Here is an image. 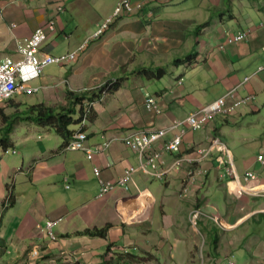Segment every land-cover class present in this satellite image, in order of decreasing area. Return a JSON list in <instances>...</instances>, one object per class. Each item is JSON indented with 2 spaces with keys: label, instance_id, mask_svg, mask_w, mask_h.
<instances>
[{
  "label": "crops",
  "instance_id": "crops-1",
  "mask_svg": "<svg viewBox=\"0 0 264 264\" xmlns=\"http://www.w3.org/2000/svg\"><path fill=\"white\" fill-rule=\"evenodd\" d=\"M11 2L0 0V60L10 56L20 58L17 40L30 37L37 27L47 26L52 19L57 20V30L49 33L42 52L61 55L78 50L113 14L118 0ZM251 2L239 0L238 5L243 10L239 15L235 13V19L216 22L214 18V23L199 31L197 26L200 23L192 22L187 28L188 19H184L183 23L176 21L191 11L208 17L209 11L199 10L204 5L209 8L232 6L235 10V0L149 3V8L154 10L153 18L146 15L124 17L100 40L90 43L75 61L64 67L56 66L49 72L46 69L42 84L48 87L44 90L43 104L46 106H65L68 91L85 97L87 94H81L80 90L99 89L111 78L120 79L121 87L105 98H102L100 90L89 93L96 104L90 118L93 128L86 129L89 135L87 145L96 147L111 142V147L92 161L84 151L63 150L59 135L56 136L60 140L56 138L55 143L48 142L51 139L49 128H44L48 138L42 144H29L28 135L23 138L18 136L19 129L9 132L11 143L1 141L0 197L6 196L0 200V208L10 210L5 216L6 225L0 228V246L18 248L19 261L16 264H44V261L49 264H139L141 259L134 257L129 248L148 247L146 240L150 235L154 238V242L149 243L150 248L161 251L166 264H197L194 252L201 255L204 264H221L224 261L242 264L246 256L249 262L256 260L254 252L245 248L247 235L241 230L245 227L248 233L253 221H257L259 216L264 217V204H253L254 197L236 201L238 199L230 195L226 186H233L231 178L223 177L225 170L216 164L207 166L209 176L200 188H196L188 198L182 196L184 171H174L166 179L157 180L140 170L138 154L124 144V139L134 132L167 128L175 121L184 120L193 111L245 82L248 77L252 78L240 88V94H252L264 100V5L255 4V10L250 8L246 11ZM62 7L65 9L60 11ZM250 12H258L257 19ZM241 30H250L251 38L246 42L227 44L229 36ZM221 44H225V51L220 49ZM186 48L189 51H182ZM172 52L174 56H180L174 58L173 63L178 71L182 68L184 75L178 73L166 85H163V79L159 80L158 91L150 94L144 87L146 77L142 71L164 67ZM127 62L133 70L127 68L124 70L127 75L121 74L122 66H128ZM260 68L262 71H259ZM132 80L134 87L128 89ZM181 80L183 84L178 85ZM65 81L67 84H64ZM151 96L160 100L165 110L163 115L156 116L147 111L146 99ZM112 99L116 100L115 103ZM261 103L263 101L257 99L230 118L217 117L203 131L189 132L184 138L183 150L199 148L212 136H219L226 143L225 128L235 125L245 114L262 112ZM2 108L5 106L0 107V113L7 117L6 110L2 111ZM171 137L169 135L166 140ZM8 148L17 150V153H6ZM263 150L264 141L257 155ZM168 156L165 160L170 164L174 158L169 160ZM257 165L254 160L244 170H240L237 164L236 167L242 173L252 171ZM95 167L101 168L106 181L118 180L129 167L139 169L133 175L129 191L117 187L111 193L100 195L102 187L94 173ZM263 173L264 168H261L257 174L261 177ZM261 180L264 184L262 177ZM219 186L223 192L220 203L223 207L228 205V209L225 208L227 214L221 220L223 238L218 240L220 244L216 247L219 251L214 255L206 249L203 252L199 250L198 239L192 238V232L198 217L200 224L207 229L218 226L207 216L217 217L208 209V204L209 195ZM9 194L13 201L5 209L1 202L7 200ZM195 207L203 209L196 210L192 215ZM217 218L216 221H219ZM156 219L159 220V227L154 231ZM50 220L59 221L55 227L59 235L56 242L51 241L45 232L46 223ZM103 228L108 229L106 239L80 233ZM255 242L260 245L257 239ZM235 246L237 250H246L244 255H238ZM213 247L211 244L210 249ZM36 248H39L40 255L34 258L31 254ZM104 248L105 255L98 252L104 251ZM263 252L264 249L260 248L259 254L263 255ZM30 255V263L22 260Z\"/></svg>",
  "mask_w": 264,
  "mask_h": 264
},
{
  "label": "built area",
  "instance_id": "built-area-1",
  "mask_svg": "<svg viewBox=\"0 0 264 264\" xmlns=\"http://www.w3.org/2000/svg\"><path fill=\"white\" fill-rule=\"evenodd\" d=\"M132 10L133 6L131 0H122L116 10L115 16L121 15L123 11ZM112 21L113 18L108 19L93 38H98L103 31L108 28ZM56 25V21L51 20L48 27L37 28L31 37L19 40L17 45L18 51L22 55L20 59L6 57L0 60V104L13 98L17 94L37 93L39 88L35 87L33 82L42 76L47 67L51 65H67L76 59L78 51L85 48L84 45L79 50L60 56H54L49 53L39 55L40 49L48 38V33L50 31H55ZM249 37L250 30H241L229 36L227 41L229 44H236L247 41ZM221 48L224 49V46H221ZM116 82V80L110 82L106 89L109 90ZM107 90L104 91V96L107 95ZM225 105L226 98H222L212 104L210 108L203 109L190 115L185 122L176 121L167 128L130 134L124 139V144L138 154L140 170L145 174L158 179H164L166 175H171L174 171H178V173L182 171L186 172L185 180L187 182L183 192L185 195H188L190 192H193L197 184L203 181L207 171L203 168L200 169L201 167H199V165L210 156L212 151L219 144V140H214L211 147L209 146L208 148L186 154L182 151L184 136L187 134L188 130L187 127H184V124H187L193 131L201 130L214 117L215 113L223 111ZM146 108L149 113H153L157 116L163 115L164 112L162 106L155 97H150L146 100ZM90 110L91 109L88 108L87 112L84 114L83 125H85L88 120ZM168 135H172L171 139L159 146V143ZM87 139L88 135L80 131L73 137L67 150H84L88 158L93 160L96 154L103 153L111 147V142H106L96 147H89L86 145ZM222 151L224 153L228 152L226 148H223ZM166 153L181 155V157L174 159L168 164L164 159ZM259 160L264 163V156H260ZM219 161L221 164L224 163L223 159H219ZM228 162L232 164L231 159H229ZM138 169L139 167H129L116 182H112L103 180L101 178L100 168H95L96 175L100 177V184L102 187L101 194H107L116 187H122L127 191L130 190L133 175ZM228 171L230 174L231 172L235 174L233 167L232 169H228ZM254 178L252 174H248L247 180H253ZM194 213L195 212H193L192 215ZM202 216L204 217L205 214H202ZM207 217L209 219L212 218L209 215ZM56 224V221H49L47 224V230L52 240L57 239L54 233ZM224 264L234 263L225 262Z\"/></svg>",
  "mask_w": 264,
  "mask_h": 264
},
{
  "label": "rangeland",
  "instance_id": "rangeland-1",
  "mask_svg": "<svg viewBox=\"0 0 264 264\" xmlns=\"http://www.w3.org/2000/svg\"><path fill=\"white\" fill-rule=\"evenodd\" d=\"M251 1H252L251 5L249 8H246V11H250V8L254 9L253 5L255 4H257V6L264 5V0H251ZM238 2L239 0H235V3L237 4V9H236L237 15H239L241 11L243 10V9L241 10V8L239 7ZM208 9L209 7L204 5L199 10L205 11V13H208L209 11L210 16L217 15V12H218L217 8H211V10H208ZM250 13H252L251 16H254V18L257 19L258 12H250ZM184 19H188V21L186 22L187 28L191 27L189 25L192 22H195V23H209L210 22L209 16L207 17L206 15L202 13H198L197 11H191V13L188 15H181L180 19L177 20L176 22L183 23ZM189 48L182 49V51H189ZM178 53L180 54V52ZM177 57H180V56H174V53L172 52V56L167 58V62H164L163 64L164 67H162V69L166 70L167 75L163 78V82H162L163 85L168 84L169 81L178 73L182 72V75H184L182 68L180 69V71H178L177 68H175V65L173 63V59ZM122 67H124V65ZM56 68H57L56 66L49 67L47 72H49V69H56ZM127 68L129 71L133 70L131 69L132 67L130 63H128ZM135 69H139V68H135ZM154 70H156V68ZM45 73L46 71L44 72V74ZM120 73L127 75V72L125 73L123 68L121 69ZM44 74L41 79L35 82L34 84L35 86H42V84H44V79H43ZM190 77L191 76H189V78ZM144 79H145L143 80L144 87L146 88L147 91H149L150 94H154L156 91H158L159 87L157 83L159 82V80L153 79V80L147 81L146 78ZM194 79H195V76H194ZM129 85L130 87L128 89H131L134 87L133 80L128 84V86ZM98 90L99 89H94L88 92L89 93H93L95 91L99 92ZM85 97H86V102H90L91 101L90 99L93 98V96L89 94H87ZM115 98H118V96H116ZM258 99H259V102L263 101L261 105L259 104V106H261L262 112L259 111V112L245 114L238 119L235 125L228 126L225 128L224 140L226 141V144L230 148L234 161L240 170L241 169L244 170L248 168L249 165L253 163L254 160L257 159V153L259 151L261 142L264 141V100L262 97H259ZM108 100H111V99H108ZM112 100L115 103L116 100L115 99H112ZM43 103H44V90H42L41 92L35 95L17 94L11 100H7L6 107L1 109V110H6L7 117H5V115L3 116L0 113V142L3 140L9 139V131L14 132L17 129H19L17 132L18 136L20 138H23V136L28 135L29 142H30L29 144L34 145V144L44 143V141H46V139L48 138L46 137L44 133V127H41L35 124L34 125L28 124L29 122L26 120V115H25V111L29 110V108L33 106L41 105ZM67 105L68 103L65 106ZM3 106H5V104H0V107H3ZM55 106L60 107V106H63V104H57ZM75 117L78 118V115H76ZM80 127L81 126L78 125V126H75L73 129L76 128L77 130ZM92 128H93V125L89 122L88 130H91ZM49 132L51 133L50 135L51 139H49L48 142L53 141L55 143L56 138H58L56 136L57 134L55 133L54 130H51ZM58 140L60 139L58 138ZM16 142L17 140L15 139V143ZM59 142L62 143L63 140ZM76 151H82V150H76ZM168 159L171 160V157L168 156ZM240 160H241V163L240 165H238ZM256 164H258L257 161H256ZM260 167L264 168V166H261V165ZM260 167L259 165H257L254 168H252L253 169L252 171L258 173L261 170ZM96 177L99 181V178L97 175ZM261 177L262 179H264V173L261 174ZM4 191L6 192L5 188H4ZM222 193L223 192L221 190V186H219L217 191H214L213 189V193L211 194V196L209 195L210 200L208 204V209L211 212H213L214 215L218 217L216 218L219 221H221L223 216L227 214L225 213L226 211L225 208L228 209V205L223 207V205L220 203L221 200L223 199L221 195ZM5 196L6 194L4 196H1L0 200H4ZM252 203L255 204L256 206L257 204H264V193L262 194V197L253 198ZM9 210L10 209L2 210L0 208V219L2 221V227L3 225L4 226L6 225L5 216ZM158 227H159V220L156 219L154 227H153L154 231H156ZM250 228L251 230L248 233H246V228L244 227L241 230V233L245 232V234L247 235L245 243H244L245 248L247 249L248 252H251V251L254 252V254L256 255V260L252 263V259H251L249 262V259L246 256V261L242 264H264V254L263 255L259 254L260 248L264 249V217H261V216L257 217V221H253ZM193 229H194V232H192V238L198 239V242L196 243H197V246L199 247V250L203 252L204 249H206L208 252L210 253L212 252L214 255H217L219 250L217 249L216 246L220 244L219 243L220 241L218 240L220 238H223L224 230L220 228L219 226H210L208 229L205 226L203 227L200 224L199 217L197 218V225L196 226L193 225ZM250 233H252V235H250ZM152 234L156 235L155 232H153ZM149 238H151V240H149ZM149 238H147L146 240L147 241L146 245L149 247V249L148 247H145V248L142 247L141 249L132 247V248H129V250L131 251V254L134 257L141 259L142 262H140L139 264H166L165 258L162 256V252L158 251L156 248H152V247L150 248L151 245H149V243H151V241L154 242V238L152 235H150ZM206 239L207 240L210 239L211 243L209 240L206 243ZM255 239L259 241L260 245L256 244ZM211 244H213L214 246L212 249H210ZM234 250L237 251L238 255L240 254L244 255L246 251V250L244 251L243 249L237 250L236 246L234 247ZM98 252L103 253V255H105L106 249L104 248V251H98ZM22 253H23V250H22ZM194 257L196 258L197 264H202L201 255L199 253L194 252ZM31 258L32 257L30 255V256H26V258L22 260H25L26 262L30 263L32 261ZM147 259H150V261H147ZM18 261H19L18 248L13 247V246L11 247H1L0 246V264H16ZM44 264H49V262L44 261ZM125 264H130V263H125Z\"/></svg>",
  "mask_w": 264,
  "mask_h": 264
},
{
  "label": "clouds",
  "instance_id": "clouds-1",
  "mask_svg": "<svg viewBox=\"0 0 264 264\" xmlns=\"http://www.w3.org/2000/svg\"><path fill=\"white\" fill-rule=\"evenodd\" d=\"M24 1H26V0H12V2L11 3H16V2H18V3H21V2H24ZM121 1L122 0H118V3H117V5H116V7H115V9H114V12H113V14L111 15V16H109V17H107L106 19H105V21H103L100 25H99V27H98V30L91 36V37H89V38H87L86 39V41H85V43L82 45V46H84L85 45V48L84 49H82L81 51H78V55L81 53V52H83L88 46H89V44L90 43H92V42H94V41H96V40H100L106 33H107V31L108 30H110L111 28H112V26L114 25V24H116L120 19H122V18H124V17H128V16H132V15H146V16H149V17H151V18H153L154 17V10L153 9H151V8H149V3H153V2H159V1H166V0H143V1H136V0H131V3H132V6H133V10L132 11H123L122 13H121V15H118V16H115V13H116V10H117V8L119 7V5H120V3H121ZM140 6V7H139ZM65 8H59V10L60 11H63ZM217 9H218V12H217V15L216 16H214V15H208L209 17H210V22L208 23L209 25H207L206 27H204V28H202V29H206V28H208L212 23H214V21H216V22H219V21H221V20H226L227 22L229 21V20H233V19H235V13H236V9L234 10V8L232 7V6H228L227 8L224 6V7H217ZM209 10H211V8H209ZM110 18H113V21L110 23V25L108 26V28H106L104 31H103V33L98 37V38H93L94 37V35L101 29V27L106 23V21L108 20V19H110ZM215 18V20L212 22V20ZM52 20H55L56 21V23H57V20L56 19H52ZM51 21V20H50ZM49 21V22H50ZM205 24H207V23H200L198 26H200V25H205ZM48 25H49V23H48ZM48 25L47 26H39V27H37V28H40V27H43V28H46V27H48ZM57 26L58 25H56V30H57ZM197 26V27H198ZM13 27H15V25H13ZM36 28V29H37ZM35 29V30H36ZM35 30H34V32H35ZM55 30V31H56ZM33 32V33H34ZM51 32H54V31H50L49 33H51ZM49 33H48V37H49ZM250 33H251V31H250ZM236 34V33H235ZM234 35V34H233ZM61 36L63 37V38H65V35L64 34H61ZM232 36V35H231ZM31 37V36H30ZM27 38H29V37H27ZM251 37H249V39H250ZM24 39V38H23ZM23 39H18L17 40V44H18V41L19 40H23ZM248 39V40H249ZM247 40V41H248ZM48 41V38H47V40L44 42V44H43V46H42V48L40 49V52H39V55H43V54H46V53H49V52H42V49L44 48V45H45V43ZM246 42V41H245ZM227 44H229L228 42H227ZM236 44H238V43H236ZM81 46V47H82ZM221 46H224V49H222L221 48ZM80 47V48H81ZM79 48V49H80ZM17 49H18V45H17ZM78 49V50H79ZM220 49L222 50V51H225L226 50V46H225V44H221L220 45ZM74 51H76V50H74ZM71 52H73V51H71ZM18 53H19V51H18ZM68 53H70V52H68ZM20 54V53H19ZM50 54V53H49ZM64 54H67V53H64ZM64 54H61V55H64ZM21 55V54H20ZM52 55V54H51ZM77 55V56H78ZM54 56H60V55H54ZM11 57V56H10ZM21 57H22V55H21ZM20 57V58H21ZM6 58V57H5ZM11 58H13V57H11ZM20 58H18V59H20ZM77 58V57H76ZM13 59H15V58H13ZM76 60V59H75ZM74 60V61H75ZM73 62V61H72ZM71 62V63H72ZM70 64V63H69ZM68 65V64H67ZM51 66H65V65H51ZM51 66H49V67H51ZM49 67H47V68H49ZM46 68V69H47ZM46 69H45V71H46ZM44 71V72H45ZM259 71H262V68H260L259 69ZM44 74V73H43ZM43 74H42V76H43ZM42 76L39 78V79H41L42 78ZM252 77H248V78H245V82H243V83H240V84H238L237 86H235L234 88H232L231 90H229V92L227 93V94H225L224 96H222V97H219V98H217L216 100H214V101H212V102H210L209 104H207L206 106H203V107H201V108H199V109H197V110H195V111H193L192 113H190L184 120H181L180 122H185L186 121V119L190 116V115H192V114H194V113H196V112H198V111H201V110H203V109H206V108H210V106H212V104H214L215 102H217L218 100H220V99H222V98H226V105H225V107H223V111H221V112H217V113H215V115H214V117L205 125V127L204 128H202L201 130H196V131H193L190 127H188L187 126V124H184V127H187L188 128V130H187V134L189 133V132H198V131H203L208 125H209V123L210 122H212V121H214L217 117H219V118H230L231 116H233V115H235V114H237L238 112H239V110H242V109H244V108H246V107H248V106H251L257 99H258V97L256 96V95H252V94H247V95H241L240 94V88L247 82V81H249L250 79H251ZM39 79H37V80H35L34 82H33V85L35 84V82L36 81H38ZM113 80H116L117 82H118V79H115V78H111L108 82H105L103 85H101L100 86V88H99V90L103 93V95H102V98H105L106 96H108L109 95V93L111 92V90H112V88H114V86H115V84L117 83H115L114 85H112L110 88H109V90H107L106 88H107V86L109 85V83L110 82H112ZM64 84H67V82L65 81L64 82ZM179 84H183V81L181 80V81H179L178 82V85ZM35 86V85H34ZM35 87H38L39 88V91L37 92V93H34V94H25V95H35V94H38L39 92H41L42 90H45V89H47L48 87H44L43 85L42 86H35ZM90 90H94V89H82V90H80V93L81 94H86V93H89L88 91H90ZM105 90H107L108 91V93H107V95L106 96H104V91ZM99 91V92H100ZM151 97H155L157 100H158V102H159V104L162 106V104H161V102H160V100L158 99V97L157 96H151ZM150 98V97H149ZM12 99V98H11ZM11 99H9V100H11ZM101 99V98H100ZM99 99V100H100ZM148 99V98H147ZM146 99V100H147ZM91 101L90 102H86V99H84V101H83V103L81 104V111H79V108H80V106H78V118L77 119H79L80 120V123L78 124V125H80L81 127L79 128V130H78V132L77 133H79L82 129H84L82 132H85L86 133V129H87V127H88V124H89V122L91 123V121H90V118H91V115L94 113V105L96 104V100L95 99H90ZM97 101H98V99H97ZM2 104H5V107H6V101L5 102H3ZM88 108H90L91 110H90V113H89V116H88V120L86 121V123H85V125H83V118H84V114L87 112V110H88ZM163 108V107H162ZM3 109V108H2ZM163 110H164V108H163ZM3 111V110H2ZM1 111V112H2ZM165 113V110H164V112H163V114ZM153 114V113H152ZM157 116V115H156ZM161 116V115H160ZM176 122V121H175ZM159 130V129H158ZM141 131H149V130H140V131H138V132H141ZM154 131H156V130H154ZM76 133V134H77ZM134 133H136V132H134ZM75 134V135H76ZM87 134V133H86ZM133 134V133H132ZM186 134V135H187ZM74 135V136H75ZM88 135V134H87ZM185 135V136H186ZM169 136V135H168ZM167 136V137H168ZM172 136V135H171ZM185 136H184V138H185ZM166 137V138H167ZM166 138L165 139H163L160 143H159V146H161V145H163L165 142H167V140H166ZM219 140V144L217 145V147H215V149L212 151V153L210 154V156L202 163V164H200L199 165V167H201L200 169H204V170H206L207 171V173L205 174V176H204V179H203V181L201 182V183H199V184H197L196 186H195V189L193 190V192H190V194H188V195H185L184 194V192H183V190H184V187H185V185H184V183L182 182V196H187V198L190 196V195H192L195 191H196V188H200V186L202 185V184H204L205 183V181H206V179H207V177L209 176V172H210V169H209V167H207L209 164H216V166H218L219 168H223L224 170H225V173L223 174V177H226V178H231V182L233 183V186L230 188L228 185H226L227 186V189L229 190V192H230V195L232 196V197H234V198H236V199H238V200H236V201H239V200H241L243 197H254V198H256V197H262V194L264 193V184L262 183V180H261V177H260V175L259 174H257L256 172H254V171H250V170H247V171H245V172H240L239 170H238V168L236 167V164H235V161H234V158H233V155H232V153H231V150H230V148L228 147V145L222 140V138L221 137H219V136H212V137H208L207 138V142L204 144V145H202L201 147H199V148H194V149H191V150H189V151H184L183 150V148H182V151L184 152V153H186V154H190L191 152H195V151H199V150H201V149H205V148H208L209 146L211 147L212 146V143H213V141L214 140ZM88 140H89V135H88V139H87V141H86V145H87V142H88ZM72 141V140H71ZM184 141V140H183ZM9 142H10V139H9ZM11 143V142H10ZM88 146V145H87ZM183 146H184V142H183ZM128 147V146H127ZM129 148V147H128ZM223 148H226L227 149V151L229 152V156H228V152H226V153H224L223 151H222V149ZM131 149V148H130ZM63 150H65V151H75V150H67V148L66 149H63ZM7 152L6 153H9V152H11V151H13V154H16L17 153V151L16 150H10L9 148L6 150ZM82 151H84V150H82ZM85 152V151H84ZM87 154V153H86ZM97 155H99V154H96V156ZM167 155H169V156H171V155H174V154H165V156H167ZM95 156V157H96ZM165 156H164V159H165ZM260 156H264V150L262 151V152H260L258 155H257V159H256V161H257V163L259 164V165H261V166H264V163H262L260 160H259V157ZM88 157V156H87ZM89 159V158H88ZM219 159H223L224 160V163L223 164H221L220 163V161H219ZM229 159H231V162H232V164H230L229 162H228V160ZM90 160V159H89ZM94 160V159H93ZM90 161H92V160H90ZM227 161V162H226ZM232 167H233V169H234V171H235V174L234 173H232L231 172V174L229 173V171H228V169H232ZM95 168H100V167H95ZM95 168H94V172H95ZM100 170H101V168H100ZM96 174V173H95ZM248 174H252L255 178L253 179V180H247V177H248ZM185 175H186V172L184 173V179L186 178L185 177ZM168 176H171V175H166L165 177H164V179H166ZM228 176V177H227ZM99 178V182H100V177H98ZM101 178L103 179V177H102V174H101ZM155 178V177H154ZM155 179H157V180H160V181H162V180H164V179H158V178H155ZM258 179H260V180H258ZM104 180V179H103ZM106 181V180H105ZM117 181V180H116ZM116 181H112V182H116ZM101 185V184H100ZM117 188V187H116ZM115 188V189H116ZM119 188V187H118ZM122 188V187H121ZM114 189V190H115ZM131 189V188H130ZM114 190H112V191H114ZM112 191H110V192H108V193H111ZM127 191V190H126ZM129 191V190H128ZM107 193V194H108ZM100 195H102V194H100ZM103 195H106V194H103ZM9 197L7 198V200H5V201H3V202H1V206L2 207H4L5 209L6 208H8L10 205H11V201H13V199L11 198V194H9L8 195ZM236 196V197H235ZM242 211H244L243 209H242ZM193 212H195L194 210H192V213ZM257 214V213H256ZM258 215V214H257ZM205 217V216H204ZM249 218H251V216L249 217ZM214 222H215V224L216 225H218L219 227H221V228H224V226H223V223L221 222V221H216V217H212L211 218ZM50 221H56L57 223H59V221H57V220H50ZM48 222L49 221H47V223H46V227H45V232L47 233V237L51 240V241H53V242H56V241H58L59 240V235L55 232V227L57 226V224L55 225V227H54V233H55V235L57 236V239L56 240H52L51 238H50V236H49V232H48V230H47V224H48ZM1 226H2V221H1V219H0V228H1ZM32 257H38L39 255H40V251H39V248H36V250H33L32 251ZM225 262H232V263H234L233 261H224L223 263H221V264H224ZM202 264H204V263H202ZM235 264V263H234Z\"/></svg>",
  "mask_w": 264,
  "mask_h": 264
},
{
  "label": "trees",
  "instance_id": "trees-1",
  "mask_svg": "<svg viewBox=\"0 0 264 264\" xmlns=\"http://www.w3.org/2000/svg\"><path fill=\"white\" fill-rule=\"evenodd\" d=\"M209 25L208 23L205 25H200L197 27V30H202V28ZM124 70L127 69V66L123 67ZM142 74L145 75L148 80H161L166 75V70L162 68H158L157 70H143ZM121 87V80L115 84L114 88H112L111 92L117 91ZM89 94V93H86ZM68 105L53 107L46 106L45 104H41L38 106H33L29 108V110L25 111L26 120L30 123H34L35 125L49 128L54 130L57 135H59L62 140V149H66L73 139L74 135L78 132L73 129L74 126H78L80 120L75 116L78 115V106H80L79 111H81V104L83 103L85 97H80L79 94L74 93L72 91L67 92ZM82 102V103H81ZM82 129L81 131H83ZM10 132V131H9ZM2 142H9V139L3 140ZM0 142V144L2 143ZM169 157H173L174 159L180 158L181 155H171ZM184 185H186V180L183 178ZM202 207L193 208L194 211L202 210ZM107 228L103 229H93L86 230L85 232H80L81 234H88L93 236H101L106 239L107 237Z\"/></svg>",
  "mask_w": 264,
  "mask_h": 264
}]
</instances>
